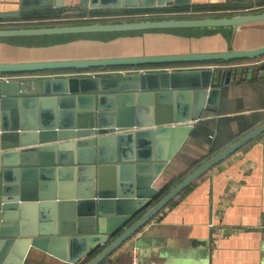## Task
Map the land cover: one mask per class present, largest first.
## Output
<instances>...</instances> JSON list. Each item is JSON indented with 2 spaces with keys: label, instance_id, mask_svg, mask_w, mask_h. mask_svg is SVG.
Listing matches in <instances>:
<instances>
[{
  "label": "water",
  "instance_id": "1",
  "mask_svg": "<svg viewBox=\"0 0 264 264\" xmlns=\"http://www.w3.org/2000/svg\"><path fill=\"white\" fill-rule=\"evenodd\" d=\"M63 1L12 0L13 10L0 13V19L62 15L72 9ZM77 5L92 11L178 9L188 7L189 0H78ZM261 23L264 12L0 29V39L186 29L235 32ZM262 57L264 46L221 53L9 63L0 64V75ZM169 69L0 80V264H24L30 250L76 264L109 242L88 263L101 264L203 173L264 133L262 124L201 164L131 224L157 197L154 183L195 124L217 106L220 88L243 72ZM246 74L248 80L262 78L264 65L248 68Z\"/></svg>",
  "mask_w": 264,
  "mask_h": 264
},
{
  "label": "crops",
  "instance_id": "2",
  "mask_svg": "<svg viewBox=\"0 0 264 264\" xmlns=\"http://www.w3.org/2000/svg\"><path fill=\"white\" fill-rule=\"evenodd\" d=\"M77 2L64 0L63 6L72 9L62 15L0 19V29L38 28L31 26L80 20L93 12L116 18L127 15L123 9L86 10ZM250 2L189 0L188 7L199 10L244 4L246 9L254 5L249 10L264 8V0ZM11 3L12 0H0V13L13 10ZM77 37L80 36L0 39V64L253 50L264 46V23L246 25L235 32L230 29H186L93 34L88 39ZM262 65L264 57L228 65L210 63L169 69L216 67L215 71L226 68L243 72L220 88L217 106L209 108L195 124L159 176V181L181 177L195 163L208 159L214 149H225L237 138L264 124V77L249 80L246 77L248 68ZM72 72L24 73L19 76L21 78L12 80L67 77ZM79 74L84 73L79 71L72 76ZM134 242L140 260L146 264H264V133L203 173L101 264H130L129 247ZM108 244L98 249L102 250ZM88 260L90 258L79 263L87 264ZM24 264L67 263L30 250Z\"/></svg>",
  "mask_w": 264,
  "mask_h": 264
},
{
  "label": "trees",
  "instance_id": "3",
  "mask_svg": "<svg viewBox=\"0 0 264 264\" xmlns=\"http://www.w3.org/2000/svg\"><path fill=\"white\" fill-rule=\"evenodd\" d=\"M225 8V7H224ZM173 9H170V11ZM221 10V9H218ZM227 10V9H226ZM141 11H161V10H132V11H127V15H135ZM260 10H255L254 12H250L248 14H256V13H260ZM102 13H98V12H93L91 14H89V18L94 19V18H98V17H102ZM233 15H215V16H206V15H201V16H197L196 18H189V19H199V18H218V17H230ZM120 22V21H119ZM92 23H104V22H97L96 19H94V21H82V22H76V21H57V22H48V23H42V24H36L34 26L31 27H47V26H59V25H77V24H92ZM123 34V33H122ZM80 36L79 38H85L88 39L90 37H92L91 34L88 35H77ZM96 36V35H95ZM106 36V35H105ZM72 37V36H69ZM252 60H245V62H251ZM237 62H243L242 60L240 61H232V62H213V64L216 65H228V64H235ZM205 64H210V63H205ZM198 65H203V64H181V65H171V66H146V67H130V68H111V69H98V70H87V71H80V72H102V71H117V70H133V69H158V68H171V67H189V66H198ZM79 71H75L72 73H78ZM40 73H48V72H40ZM51 73H55V72H51ZM24 74V73H23ZM33 74H38V73H33ZM5 76H21L22 74H3ZM26 75H30V74H26ZM241 138V137H240ZM240 138H237L236 140H239ZM234 140V142L236 141ZM231 142L229 145H231ZM227 145V146H229ZM226 146V147H227ZM224 148H218V149H214L211 152V155H209L208 159H206L205 161H208L210 158H212L214 155L218 154L219 152H221ZM204 161V162H205ZM204 162H197L194 164V166L192 168H190V170L185 173L184 175H182L179 178L173 179V180H169V179H161L159 181V178L156 180V182L154 183L155 188L158 190V195L157 197L148 205V207L143 210V212H141L134 220L132 223H134V221H136L139 217H141L147 210H149L152 206H154L160 199H162L165 195H167L174 187H176L183 179H185L192 171H194L197 167H199L202 163ZM170 204V203H169ZM129 224L128 227L131 225ZM115 238V237H114ZM114 238L112 240H114ZM111 240V241H112ZM102 250L98 249L91 257L90 260H88L89 262L95 257L97 256ZM88 262V263H89ZM87 263V264H88ZM84 264V263H82Z\"/></svg>",
  "mask_w": 264,
  "mask_h": 264
},
{
  "label": "rangeland",
  "instance_id": "4",
  "mask_svg": "<svg viewBox=\"0 0 264 264\" xmlns=\"http://www.w3.org/2000/svg\"><path fill=\"white\" fill-rule=\"evenodd\" d=\"M251 2L244 3V4H250ZM236 5V6H228V5H218L206 9H199L196 7H192L189 9V7H184V8H178V9H173L170 11V9H155V10H161V11H141L135 15H124V16H119L118 18L116 17H98L94 18L97 20V22H104V23H114V22H131V21H141V20H164V19H189V18H196L197 16L201 15H206V16H215V15H243V14H248L250 12H254L255 10H249L253 9L254 5L249 6L250 8H245V5ZM248 6V5H247ZM225 7V8H224ZM221 9V10H218ZM227 9V10H226ZM247 10V11H246ZM257 10H260L261 12H264V8H259ZM232 17V16H230ZM94 19H91L89 17H85L84 19L80 20H72L69 19L67 21H76V22H82V21H94ZM66 21V20H62ZM71 38V37H70ZM79 38V37H77ZM74 38V39H77ZM71 40V39H70ZM263 58V57H262ZM158 69H150L151 71L159 70ZM162 69V68H161ZM137 70V69H133ZM149 70V69H145ZM221 71L227 70L226 68H220ZM21 78V77H19ZM25 78V77H23Z\"/></svg>",
  "mask_w": 264,
  "mask_h": 264
},
{
  "label": "built area",
  "instance_id": "5",
  "mask_svg": "<svg viewBox=\"0 0 264 264\" xmlns=\"http://www.w3.org/2000/svg\"><path fill=\"white\" fill-rule=\"evenodd\" d=\"M15 78H19V76L0 75V80H4V81H12V79H15ZM100 246H103V245H100ZM129 254H130V264H146L140 260L139 254H138V248L135 242L129 247ZM76 264H81V263H76Z\"/></svg>",
  "mask_w": 264,
  "mask_h": 264
},
{
  "label": "flooded vegetation",
  "instance_id": "6",
  "mask_svg": "<svg viewBox=\"0 0 264 264\" xmlns=\"http://www.w3.org/2000/svg\"><path fill=\"white\" fill-rule=\"evenodd\" d=\"M150 70V69H149Z\"/></svg>",
  "mask_w": 264,
  "mask_h": 264
}]
</instances>
